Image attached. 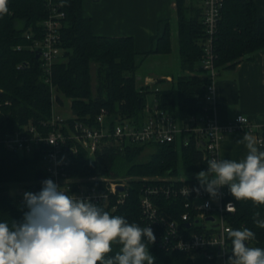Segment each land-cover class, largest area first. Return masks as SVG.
Returning <instances> with one entry per match:
<instances>
[{"label":"trees","instance_id":"trees-1","mask_svg":"<svg viewBox=\"0 0 264 264\" xmlns=\"http://www.w3.org/2000/svg\"><path fill=\"white\" fill-rule=\"evenodd\" d=\"M66 12L62 29L64 52L54 64L52 80L57 100L71 101L72 111L80 116H94L106 107L114 116H129L142 119L147 105V94L153 92L159 107L183 116L197 113L203 104L206 76L201 67V39L205 34L202 9L187 15L181 0H177L179 26L180 67L183 73L174 75L173 80L157 91L138 86L137 70L139 58L148 53L135 49L132 36H104L94 33L92 20L83 13V0H62ZM215 38L218 68H235L242 58H251L254 52L264 49V17L258 14L255 0H224ZM8 13L0 15V133L14 128L16 123L28 120L40 122L50 117L52 112V92L45 81L40 58L27 46L31 39L43 35L41 22L47 17L45 0H8ZM170 30L166 26L163 34L156 38L157 53L171 52ZM141 54V55H140ZM23 63L22 67L19 65ZM92 65L96 68V86L93 92ZM186 71H189L185 73ZM185 73V74H184ZM163 82V80H162ZM264 138V126L257 130ZM155 146L147 160H138L143 150ZM264 151V145L259 146ZM71 155L68 168L71 175L81 176L108 173L115 160L124 157L128 163L126 174L132 175H175L182 171L196 174L207 171L208 163L203 153L192 143L178 147L176 143L133 144L123 150L107 149L90 159L84 150ZM40 154L21 155L0 145V222L21 221L27 211L21 193H11L6 186L9 182L24 183L27 189H41L48 179L42 166ZM140 184H133L131 193L116 210L102 206L111 216L124 217L130 224L143 228L140 206ZM228 198L236 204L233 225L238 229L248 228L255 233L249 243L264 249V228H259L253 215L259 211L264 219V205H254L250 200L237 201L229 192ZM167 203V202H165ZM167 210H172L171 208ZM179 208V211H183ZM154 256V264H196L188 253L180 250H166L155 242L151 244L142 238ZM120 249L116 242L106 258L114 256ZM99 264V262H98Z\"/></svg>","mask_w":264,"mask_h":264},{"label":"built area","instance_id":"built-area-1","mask_svg":"<svg viewBox=\"0 0 264 264\" xmlns=\"http://www.w3.org/2000/svg\"><path fill=\"white\" fill-rule=\"evenodd\" d=\"M200 1L205 28L201 39V67L207 80L201 110L177 116L159 107L154 94V103H147L145 115L137 119L114 117L106 107L94 116H80L72 109L68 114L56 110L55 106H63L65 98L62 103L57 100L52 70L65 50L62 26L66 12L62 0H45L48 15L41 22L43 35L35 37L29 31L26 36L32 41L27 46L18 45L16 48L28 47L39 54L45 81L52 92V112L49 118L38 123L28 120L16 123L12 129H5L0 133V145L21 155L40 154L48 179L59 184L62 191L68 195L90 198L92 203L111 210H116L125 202L133 184L138 182L143 227L152 228L155 243L160 248L184 251L196 264H226L232 255L228 230L238 229L232 221L236 204L228 198L227 185L221 187L219 196L213 199L203 188L199 193L193 190L200 187L197 173L132 177L118 176L110 170L104 174L75 176L68 170L70 156L78 155L81 150L87 153L88 158L95 159L107 149L120 151L133 144L176 143L178 147H188L193 143L202 151L203 160L208 163L213 158L222 159L220 144L226 133L256 131L257 145H264V138L257 131L258 123L247 115L239 113L226 124H222L217 117L219 68L215 63L217 53L214 48L224 0ZM22 66L23 63L19 65ZM142 86L157 91L160 88L159 79L149 76ZM3 103L9 104V101L0 102V114ZM241 115L243 124L238 120ZM120 186L123 188L120 189ZM38 191L26 188L21 195L23 198L25 192ZM229 204L232 210H227ZM180 207L184 210L179 211ZM249 242H246L247 246L253 247Z\"/></svg>","mask_w":264,"mask_h":264},{"label":"clouds","instance_id":"clouds-1","mask_svg":"<svg viewBox=\"0 0 264 264\" xmlns=\"http://www.w3.org/2000/svg\"><path fill=\"white\" fill-rule=\"evenodd\" d=\"M8 0H0V15L8 13ZM240 123H244L241 115ZM247 155L237 162L228 159H210L207 171L196 178L213 199L219 189L228 186L237 200H250L254 205H264V151H259L256 138L245 133ZM54 143V142H53ZM38 192L23 194L24 206L21 221L0 222V264H154L146 238L154 244L155 235L150 226L141 228L124 217L111 216L90 198L68 195L52 179H45ZM231 204L227 206V210ZM261 213L255 212L253 220L264 228ZM232 255L226 264H264V249L249 247L246 242L255 239L248 228L228 230ZM120 245L112 257V244Z\"/></svg>","mask_w":264,"mask_h":264},{"label":"crops","instance_id":"crops-1","mask_svg":"<svg viewBox=\"0 0 264 264\" xmlns=\"http://www.w3.org/2000/svg\"><path fill=\"white\" fill-rule=\"evenodd\" d=\"M181 2L187 15L195 14L197 8H201L200 0ZM255 2L258 14L264 17V0ZM82 5L83 13L91 18V26L97 35L132 36L136 51L148 53L146 57L179 53L177 0H83ZM166 26L170 30L171 52L151 51L156 49V38L163 34ZM149 76L159 79L161 87L172 81L174 74L137 76L138 86H142ZM217 77L216 113L220 122L226 124L243 113L257 122L259 128L264 126V49L254 52L251 58H242L235 68H220ZM245 133L253 135L257 141L256 131L226 133L220 144L222 159L239 162L246 157V143L238 142Z\"/></svg>","mask_w":264,"mask_h":264},{"label":"rangeland","instance_id":"rangeland-1","mask_svg":"<svg viewBox=\"0 0 264 264\" xmlns=\"http://www.w3.org/2000/svg\"><path fill=\"white\" fill-rule=\"evenodd\" d=\"M139 68L137 70V76L141 75H160L163 73H173L174 75H178L179 73H182L183 70L180 67L179 64V53L176 51L175 53L171 54L170 56L159 54V55H152L146 58H139ZM95 65H92V84H93V92H95V86H96V68H94ZM141 82V81H140ZM150 91H152L150 88H148ZM147 103L153 104L154 103V95L152 92H148L147 94ZM56 110L58 112H61L63 114H68L71 112V101L67 98L64 99L63 106L56 105ZM155 146L148 145L141 155L139 156L138 160L143 161L147 160L149 158V155L154 150ZM126 159L124 157H119L115 160V164L112 166L111 171L114 172L118 176H146V175H128L126 174L128 163L125 161ZM44 163L42 162V166ZM176 176H183L184 173L182 171V168L179 169L177 173H175ZM174 175V176H175ZM152 176V175H147ZM146 176V177H147ZM24 183L19 182H9L6 184L9 191L11 193H23L26 190V187L24 186Z\"/></svg>","mask_w":264,"mask_h":264},{"label":"water","instance_id":"water-1","mask_svg":"<svg viewBox=\"0 0 264 264\" xmlns=\"http://www.w3.org/2000/svg\"><path fill=\"white\" fill-rule=\"evenodd\" d=\"M36 56L39 57V54H37ZM119 188L122 189L123 187L120 186Z\"/></svg>","mask_w":264,"mask_h":264}]
</instances>
